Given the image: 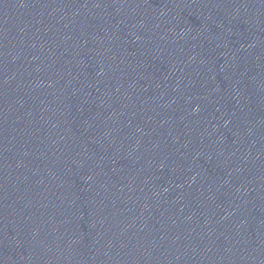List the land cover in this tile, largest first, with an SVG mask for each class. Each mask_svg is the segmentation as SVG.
I'll return each instance as SVG.
<instances>
[{
    "label": "water",
    "instance_id": "95a60500",
    "mask_svg": "<svg viewBox=\"0 0 264 264\" xmlns=\"http://www.w3.org/2000/svg\"><path fill=\"white\" fill-rule=\"evenodd\" d=\"M0 166L93 264H264V0H0Z\"/></svg>",
    "mask_w": 264,
    "mask_h": 264
}]
</instances>
